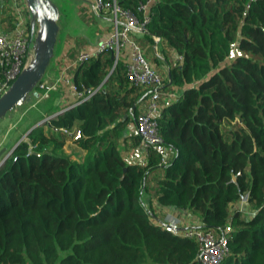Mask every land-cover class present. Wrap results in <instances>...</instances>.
<instances>
[{
	"label": "trees",
	"instance_id": "obj_1",
	"mask_svg": "<svg viewBox=\"0 0 264 264\" xmlns=\"http://www.w3.org/2000/svg\"><path fill=\"white\" fill-rule=\"evenodd\" d=\"M115 1L142 17L143 0ZM148 15L141 36L176 55L163 85L177 96L157 116L171 158L160 165L151 148L143 163L125 159L149 88L110 49L91 56L72 71L89 96L29 128L0 164V264H200L197 242L166 230L143 191L204 228L227 223L219 264H264V0H155ZM57 97L39 102L43 115L62 108ZM68 140L80 156L65 152ZM241 192L248 213L235 205Z\"/></svg>",
	"mask_w": 264,
	"mask_h": 264
},
{
	"label": "built area",
	"instance_id": "obj_2",
	"mask_svg": "<svg viewBox=\"0 0 264 264\" xmlns=\"http://www.w3.org/2000/svg\"><path fill=\"white\" fill-rule=\"evenodd\" d=\"M154 1L143 0L138 4L137 10L142 11L143 14L139 18L133 11L122 8L115 0H93L91 3L92 13L99 14L103 11L110 13L111 32L107 37L99 41L93 50L79 51L76 57L65 68L68 69L71 66L75 68L91 56L105 49L112 51L115 56V62L124 54L125 73L129 81L134 85H142L149 88L144 109L134 119L135 134L139 137V145L144 156L147 157L149 149H155L159 155L158 164L162 165L169 161L172 154L171 147L166 144L160 135L157 122V116L160 111V100L164 94L161 90L163 76L153 67L148 57L144 54L142 47L134 38V34H142L147 31L146 22L149 19L148 7ZM13 7L15 11L18 9L16 5ZM3 24L0 22V96L9 88L10 84L26 65L28 44L31 37L27 24L18 12L10 28H5ZM153 37L155 41L153 49L156 50L158 37ZM71 75L62 73L51 85H47V81L43 80L42 76L33 88L34 95L42 98L48 89H56L62 83L70 93L75 94L77 99L69 105H65L59 110L46 115L43 120L49 119L51 116L89 96V94H84L77 88ZM36 87L42 92L36 91ZM176 96L177 93L175 91L167 93L168 100H172ZM63 130L67 132L71 139L79 135V131L76 129ZM247 201L248 192H241L235 205L245 212ZM197 218L195 217V219ZM163 226L170 232H181L183 235L197 242V259L200 264H219L227 254L228 248L225 232L230 229L227 223L219 232L211 228L202 227L201 221L198 218L197 221L186 224L181 230V218L175 217L172 214H166L163 218Z\"/></svg>",
	"mask_w": 264,
	"mask_h": 264
},
{
	"label": "crops",
	"instance_id": "obj_3",
	"mask_svg": "<svg viewBox=\"0 0 264 264\" xmlns=\"http://www.w3.org/2000/svg\"><path fill=\"white\" fill-rule=\"evenodd\" d=\"M92 1L93 0H81V3H79V5L77 6V13L85 23L83 26L81 25V29H82L81 31H77V30L74 32L69 31L67 35H65L64 40L62 41V44L60 46V49L53 56L51 66L50 68H48L45 74L48 75V77L57 76L58 78L59 75H61L62 73L71 75L74 67L71 66V68L68 69H66L65 67L71 63V61L76 57V54L81 50H87V51L93 50L99 41H101L110 34L112 29L110 13L108 11H103L99 14L92 13L91 12ZM13 3L9 2V0H0V22L4 23L3 25L5 28H10L12 26V21L16 17L17 12L21 14V18L24 20L26 24L29 22L24 13L26 11L24 0H18V2L15 0ZM14 5L18 7L16 11L13 7ZM86 12L89 14L88 16H86ZM92 25H95V27L92 28ZM134 38L141 47L147 46L146 52L148 53L150 42L147 41L145 38H143L141 34H136V35L134 34ZM153 44L154 43H152V46L150 45L151 48H153ZM161 48L163 49L162 50L159 49L158 51H155L156 52L155 54H146V56L150 60L153 67L156 68L161 73L163 78H166L168 76V66L171 63L169 59L170 57L174 59L176 55L172 52L171 49H169L165 45H163V47ZM124 57L125 55L122 54L121 58ZM58 88H60V91L58 93V97L56 101L59 107H63L64 105H67L75 101L76 99L75 94L70 93L62 83L58 85L56 89ZM161 90L163 91L164 94L162 95L160 100V108L164 104H167L170 101V100L168 101L167 93L169 91H173V88L164 86L162 84ZM36 98L41 99L38 97ZM145 101H146V97L142 99V101L140 102L139 111H142L144 109ZM131 135H136L133 121L130 122L127 126V133L125 135L124 140H122L121 153L128 161L143 163L146 161L147 157L144 156L142 149L139 145V142L138 144H132ZM155 170L151 171L150 174L154 173ZM141 199L144 206L149 211H150V206L152 207L154 212H156V214L159 216L160 220H163L166 214H172L175 217L181 218V230L184 228L186 224L191 223L192 221H197L198 219V218L195 219V217L192 215L190 210L187 208L178 209L174 207L159 205L156 199L151 198V195H149L148 192L146 191H143V193L141 194ZM234 207L235 205L233 206V208ZM248 210H249L248 207L245 206L244 213H248Z\"/></svg>",
	"mask_w": 264,
	"mask_h": 264
},
{
	"label": "rangeland",
	"instance_id": "obj_4",
	"mask_svg": "<svg viewBox=\"0 0 264 264\" xmlns=\"http://www.w3.org/2000/svg\"><path fill=\"white\" fill-rule=\"evenodd\" d=\"M15 0H9V2L13 3ZM18 2V0H16ZM54 2L58 7V18L57 23L59 25V29L57 32L56 42L53 49V56L58 52L60 49V46L62 44V41L64 40L65 35L70 32L74 31H81V25H84V21L81 19V17L77 13V6L79 3H81V0H51ZM14 4V3H13ZM24 4L26 6V11L24 12L28 21L33 20V16L30 13L28 6L26 5V0H24ZM89 14L86 12V16ZM34 29L30 37V41L28 44V50H27V59H26V67L33 61L34 58V43H36V38L39 33V21L38 19L34 18L33 21ZM95 27V25H92V28ZM146 47H142V50L144 54H155V49L151 48L149 45L148 53L146 52ZM49 61L46 70L43 74L42 79L47 81V85H51L55 82L56 77H48V75H45L48 68H50L52 63V58ZM36 91H41L38 87L35 88ZM52 90L59 93L60 88L58 89H48L45 96H43L40 100L34 96V90L30 92L29 98L25 100L20 105H17L7 111L3 116L0 117V159L4 157L8 152H10L13 144H15L19 139L26 138V131L32 127L33 123L36 119H38L40 116H45L43 107L39 106V102L43 100V98H47L48 93H50ZM173 91H175L173 89ZM42 92V91H41ZM176 92V91H175ZM37 99V100H36ZM38 101V102H36ZM42 118H39L38 121L42 120ZM134 122V121H133ZM28 128V129H27ZM64 150L66 153H71L75 157H78L81 155L82 151L80 148L77 147V145L74 144L73 141L68 140L64 146ZM164 168L162 166H159L156 168L154 173H151L147 177V182L153 183V177H159L163 174Z\"/></svg>",
	"mask_w": 264,
	"mask_h": 264
},
{
	"label": "water",
	"instance_id": "obj_5",
	"mask_svg": "<svg viewBox=\"0 0 264 264\" xmlns=\"http://www.w3.org/2000/svg\"><path fill=\"white\" fill-rule=\"evenodd\" d=\"M26 5L33 16V20L29 21L31 34L34 29V18L39 21V33L36 38V43L33 45L34 58L27 67L24 66L22 68L15 80L10 84L9 88L0 96V117L29 98L30 92L43 76L48 63L53 56V49L59 29L57 23L59 14L57 5L51 0H26ZM112 57L115 59L114 54H112ZM43 121L44 120L42 119L35 122L32 127ZM28 131L29 129L26 131V134ZM5 157L6 155L1 158L0 164Z\"/></svg>",
	"mask_w": 264,
	"mask_h": 264
}]
</instances>
